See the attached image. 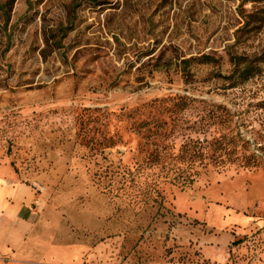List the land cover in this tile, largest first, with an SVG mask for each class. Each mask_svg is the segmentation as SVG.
<instances>
[{
	"label": "rangeland",
	"instance_id": "obj_1",
	"mask_svg": "<svg viewBox=\"0 0 264 264\" xmlns=\"http://www.w3.org/2000/svg\"><path fill=\"white\" fill-rule=\"evenodd\" d=\"M262 8L0 0V159L44 201L18 264H264Z\"/></svg>",
	"mask_w": 264,
	"mask_h": 264
},
{
	"label": "crops",
	"instance_id": "obj_2",
	"mask_svg": "<svg viewBox=\"0 0 264 264\" xmlns=\"http://www.w3.org/2000/svg\"><path fill=\"white\" fill-rule=\"evenodd\" d=\"M43 205L38 191L16 179L0 159V264H18L28 256Z\"/></svg>",
	"mask_w": 264,
	"mask_h": 264
},
{
	"label": "trees",
	"instance_id": "obj_3",
	"mask_svg": "<svg viewBox=\"0 0 264 264\" xmlns=\"http://www.w3.org/2000/svg\"><path fill=\"white\" fill-rule=\"evenodd\" d=\"M7 3L14 4V0H6ZM249 18H253V20L248 21L246 20V26L250 24H260L264 25V8L260 9L255 16H250ZM248 56L244 55H237L231 56V63L233 64V74L232 77L228 78L232 80V87H236L239 84L245 83L250 81L253 77L256 76L257 72L259 71V66L254 64V61H249ZM201 61L204 63H210L211 57L210 56H203ZM234 75L237 78L234 80ZM220 109H224L223 111L226 112L225 122H229L228 110L223 106H218ZM228 116V117H227ZM250 165V163L248 164ZM236 244V242H234Z\"/></svg>",
	"mask_w": 264,
	"mask_h": 264
}]
</instances>
